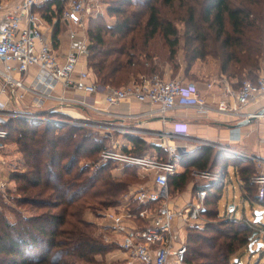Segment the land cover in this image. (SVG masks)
Instances as JSON below:
<instances>
[{
    "label": "trees",
    "instance_id": "trees-1",
    "mask_svg": "<svg viewBox=\"0 0 264 264\" xmlns=\"http://www.w3.org/2000/svg\"><path fill=\"white\" fill-rule=\"evenodd\" d=\"M105 5V14L113 21L104 14L89 17L86 33V66L100 84L121 86L154 73L165 78L168 71L175 75L181 62L185 63L182 73L187 76L194 62L207 57L218 62L220 73L234 79L235 86L246 78L254 80L256 76L251 77L260 68L264 0H107ZM37 6L34 10L48 23L56 19L55 44L64 5L59 0H44L42 7ZM176 21L183 23L182 33ZM156 38L165 51L154 49ZM5 127L9 131L7 141L16 144L24 168L8 175L14 185L9 184L5 192H14L7 195L14 204L0 193V264H112L109 255L118 246L108 238L113 228L88 220L85 213L99 216L103 210L121 204L122 197L139 181L137 169L125 166L115 173L112 161L93 167L103 145L89 156L90 163L79 165L74 147L82 128L76 125L10 118ZM134 146L123 150L140 155L148 148L142 140H136ZM215 153L211 157V149L200 145L181 154L178 164L185 171L169 177V187L182 188L191 167L205 170L209 159L213 167L221 163L218 167L224 168L231 163L242 196L264 208V196L257 198V186L251 181L256 173L253 161L221 150ZM203 188L207 196L201 213L221 217L214 202L222 185L210 182ZM207 204L213 206L209 213ZM129 208L135 212L141 207L131 203ZM229 217L204 227L186 226L184 260L231 264L237 258L240 263L252 230L249 223ZM252 225L259 227L260 223Z\"/></svg>",
    "mask_w": 264,
    "mask_h": 264
},
{
    "label": "built area",
    "instance_id": "built-area-1",
    "mask_svg": "<svg viewBox=\"0 0 264 264\" xmlns=\"http://www.w3.org/2000/svg\"><path fill=\"white\" fill-rule=\"evenodd\" d=\"M63 3L60 18L64 23L85 27L87 5L92 3L95 14H100L99 0H59ZM39 0H22L17 7V13L4 16L0 25V94L5 100H0V151L4 148L9 131L5 127L10 118H24L31 121L70 123L79 125L76 119L73 123L58 118L63 105H73L85 110L99 111V104L106 106L118 104L126 100L148 103L153 108L151 113L157 112L165 116L177 106H194L200 113L207 109L205 98L200 94L197 85L192 81L184 82L180 78L165 79L158 74L142 75L138 80L121 86L100 84L86 67L79 73V81H73L75 68L83 58L87 57L88 48L85 37L80 36L76 48H70L64 61H60L52 43L47 39L42 29L43 18L34 10ZM3 6L0 5V8ZM70 40L77 38L76 30H68ZM254 80L246 78L236 87L223 77L219 80L222 97L216 105L221 113L239 111L249 103L258 102L264 98V57ZM33 69L32 78L26 81L25 74ZM93 77V78H91ZM83 80V81H82ZM87 80V81H85ZM57 84L71 87L75 92L70 96H54ZM207 83V87H211ZM31 94L30 105L23 107L22 100L26 94ZM46 101H54L55 106L45 109ZM58 103V104H57ZM56 113L55 115H53ZM118 117V116H117ZM248 121L264 119V108L254 113L244 114ZM104 131V135L111 138L112 132L127 134L129 127L115 126L112 123L92 124ZM235 131V132H234ZM239 128H231L233 139H238ZM158 142L160 155H134L119 148L118 143L102 147L98 153L97 162L112 161L118 172L125 166H133L153 173L152 180L155 188L147 186L134 187L123 196V202L106 209L103 219L114 231L121 233L120 247L125 252L127 260L123 264H195L184 260L186 252L185 237L178 230L173 229L172 221L178 217L187 226L200 219L204 207L207 190L203 187L194 191L187 203L181 207H170L168 179L176 171L179 156L186 152V148L170 141L175 138L186 137L184 124L176 123L170 132L158 131L152 133ZM237 137V138H236ZM264 144V139L262 140ZM202 144H207L203 142ZM210 144V143H208ZM211 146V145H209ZM240 155V154H239ZM244 157L245 155H242ZM253 161L256 173L251 181L257 186V198L264 196V152L260 156H248ZM4 160L0 152V193L8 188L9 181L3 176ZM199 175L213 183L221 184L231 181L224 170H201ZM131 203L141 207L132 212ZM138 219L144 221L143 226H125L123 220ZM252 225V223H249ZM254 226V225H252ZM259 236V248H264V225L256 228ZM181 235V236H179Z\"/></svg>",
    "mask_w": 264,
    "mask_h": 264
},
{
    "label": "crops",
    "instance_id": "crops-1",
    "mask_svg": "<svg viewBox=\"0 0 264 264\" xmlns=\"http://www.w3.org/2000/svg\"><path fill=\"white\" fill-rule=\"evenodd\" d=\"M22 0H0V5L3 7L0 8V25L4 22V16L6 13L8 14H15L17 13L18 4ZM41 0H39L40 2ZM39 4V3H38ZM40 13V12H39ZM43 18V17H42ZM56 21L53 18L52 23H48L44 18L42 22V29L44 31L45 36L47 39L52 43L53 41V34H54V27L53 23ZM63 21L60 18L59 26H61ZM71 27H77L75 25H70ZM80 41V35L77 38L70 40L68 35L64 34V31L61 29L58 31L56 35V43L53 44L55 52L57 53L59 60L64 61L65 54L70 48H76ZM201 62V60H198ZM214 68L213 69H198L194 71L193 68L190 69L188 75L192 77V82H194L200 94L205 98L207 111L205 113H200L197 111L196 107L194 106H177L172 111H169L162 116L157 112H149L153 106H150L148 103H140L135 100H126L120 102L115 105L106 106L102 102L99 104V111H91L85 110L81 107L73 106V105H63L62 114L66 116H71L74 119H81L85 117L87 113H91L93 115L92 121L96 123H112L115 126H126L129 127L130 132L127 134H122L120 132H112L111 138L108 135H104L97 129L95 126L93 128L98 132V140L101 142L96 145L98 148L100 145L107 147L112 143H118L119 148H124L127 150H132L135 148L134 143L136 140H142L147 143L148 148L144 149L140 155H160V149L157 147L156 143L158 140L153 138L152 133L158 131H166L170 132L173 130L176 123L184 124L186 127V137L183 138H175L172 139L171 143H179V141L188 142L190 145L189 148L196 149L203 142L207 143L208 147L211 145L213 149V154L217 150H221L225 153L234 154L238 157H242L245 155L246 157L250 156H260L264 152V144L262 140L264 139V119H253L248 121L246 124L239 126L240 132L238 133L239 138L233 139L230 134L231 128L229 125H234L239 121L245 119L244 114L247 113H254L258 110L264 108V98L260 99L258 102H252L246 105L245 107L241 108L239 111H230L228 113H221L216 110V105L219 99L222 97V89L219 80L223 77L227 81H229L234 87H236V81L234 79H227L223 74L220 73L217 63L213 60ZM86 58H83L79 64H77L75 71L72 75L73 81H79V73L80 71L86 68ZM215 70V71H214ZM218 72V74H217ZM33 69H30L27 74H25L26 81H29L32 78ZM183 75V73H182ZM179 74L176 76L177 78L180 77ZM196 76L197 78H195ZM217 76V77H216ZM164 77L167 78L166 73ZM215 77V78H214ZM93 78V77H91ZM180 79L184 80V82L191 81L188 80V76L180 77ZM83 81V80H82ZM87 81V80H85ZM207 83H211V87H207ZM75 92V90L71 87H63L61 84H57L53 95H65L70 96ZM32 99L31 94H26L22 100L23 107L30 105ZM0 100L4 101V95L0 94ZM45 109H48L49 106H55L56 103L54 101H46L45 102ZM58 104V103H57ZM55 115V114H54ZM118 116V117H117ZM65 117V116H64ZM159 117H162L161 119ZM164 117H168L170 120H165ZM93 123V124H94ZM104 132V131H102ZM235 132V131H234ZM237 138V137H236ZM210 143V144H208ZM4 147L1 151L2 155L6 157ZM190 149V150H191ZM133 154V153H131ZM240 154V155H239ZM138 155V154H134ZM242 157V158H245ZM248 159V158H245ZM5 162V160H4ZM6 166V167H5ZM219 168V167H218ZM11 168L4 164L3 167V176L8 177ZM119 170L117 173H120ZM139 176L145 177L143 178L146 181V186L149 188H155V185L152 180L153 173L150 171L137 169ZM185 171V168L180 164L177 165L176 171L170 177H175L182 174ZM236 171V170H235ZM141 180V178H139ZM139 182V181H138ZM137 183V182H136ZM136 183L133 185V188L136 187ZM10 184V182H9ZM206 185L200 186L203 187ZM198 189V188H197ZM196 190V189H195ZM168 192L169 197L167 199V204L170 207H181L190 200L192 194L194 192H189L187 188L183 190V188H176L169 187L168 185ZM242 193V192H241ZM244 198V197H243ZM246 199V198H245ZM250 201V200H249ZM251 202V201H250ZM234 208V206H230V208ZM236 208V207H235ZM234 208V210H235ZM231 211V209L229 210ZM234 212V211H233ZM236 214V212H235ZM236 216V215H235ZM140 221V220H139ZM194 223V222H193ZM106 224V223H105ZM123 224L125 226H137L139 224L137 221L132 220H123ZM109 225V224H108ZM172 225L177 228L182 234L183 230L185 232V227L187 224H184L181 219L178 217L174 218L172 221ZM192 225V224H191ZM112 235H120L116 239L115 243H117V248L113 250L109 255V261L112 264L116 263H125L127 260L125 252L121 249L119 243L121 240V233L114 231L112 229ZM183 235L185 237V233ZM113 240V239H112ZM132 264H140L139 262H133Z\"/></svg>",
    "mask_w": 264,
    "mask_h": 264
},
{
    "label": "rangeland",
    "instance_id": "rangeland-1",
    "mask_svg": "<svg viewBox=\"0 0 264 264\" xmlns=\"http://www.w3.org/2000/svg\"><path fill=\"white\" fill-rule=\"evenodd\" d=\"M106 1L107 0H99L100 8H98V9L100 10V14H104L106 19L109 22H111V21H113V19L109 18L105 14V6H106L105 3H106ZM43 2H44V0H41L39 2V4H38L37 8L40 5L42 7L43 6ZM87 8H88L87 9V14H85V18H84L85 27H71L69 24L64 23V21H63L64 24L61 23L62 27H58V30L62 29L64 31V34L68 35V30L70 28H72V29L77 31L78 36L80 35L81 37H85L86 42H87V37H86V35H87L86 33H87V29H88L87 21H88V19H90L89 17L97 16V14H95L93 12L94 9H92V3H89V5H87ZM163 11L166 12L167 11V7H164ZM176 26H177L179 32L182 33V31L184 29L183 23L179 22V21L178 22L176 21ZM181 33H179L180 34V36H179L180 37V43H179V46H178L179 47L178 49H179V56H180L179 58L180 59H182V54L184 53V51L182 50V48H183L182 47L183 46L182 45L183 44V39H182ZM154 41L156 42V43L153 42L154 49L156 51H161L162 52L165 49L163 44H162V42L157 41V38ZM263 57L264 56H261V55L259 56V61L260 62H263ZM213 60L218 65V62L215 59H213L211 57H207V58L201 60V62H199L198 60L196 62H194L193 66L191 68H193L194 71H197L198 69H203V68L204 69H206V68L213 69L214 68ZM260 66H261V64H260ZM184 67H185V63L181 62V67L178 69V71H177V73L175 75H171L170 71H168L166 73L167 79L177 78L176 76H178L179 74L181 75L180 77H184V75H182V70L184 69ZM171 68H173V67H171ZM89 71L91 72L90 69H89ZM255 73L257 75L258 71L257 72L255 71ZM217 74H218V72H217ZM256 75H253L251 78L253 79ZM187 76H188V80H191V81L193 80V79H191L192 77H189L190 75H187ZM180 77H178V78H180ZM194 77L197 78L196 76H194ZM54 114H56V113H54ZM85 115L86 116L82 117L81 119H76L78 124H79V125H76V126H79V127L82 128V131L80 132L81 135L77 138L76 145L74 147L76 149L75 155H76V157L78 159L79 165H84V164H87V163L91 162L90 159H89V156L92 153H94V151L96 149V145L101 143L98 140L100 138V137H98V136H100V135H98V133H100V132L103 133L102 130H99L100 132L97 133V131L93 128V126H91L94 123L92 121L93 115L91 113H87ZM57 117L61 118L62 120H65L67 122L69 121L71 123H73L72 120L74 119L71 116H68V115L66 116L65 114H62V113L59 114V116H57ZM66 124H70V123H66ZM96 124H98V123H96ZM70 125H74V124H70ZM97 129H99V128H97ZM178 144H180V145H182V146H184L186 148L187 151L184 152V153H188L190 151V149H191V148H189L191 144H189L188 142L179 141ZM205 146H206V144H205ZM4 147H6V149H5L6 150L5 151L6 157H4L2 155L3 156V160H5L4 164L9 166V168H11V171L12 170L13 171H22L23 168H24L23 165H22L23 162H22V159H21V155H20V153L18 152V150L16 148V144L11 142V141H9V142L7 141L5 143ZM209 148L211 149V154H213V151H214L213 149H216V148H212L211 146ZM73 151H74V149H73ZM214 155H216V153H214ZM214 155H212L211 157H214ZM211 160H212V158H211ZM209 162H210V159L208 160V164L206 166L207 169L213 170V171L216 170V169H219L218 165H220L221 163H219V164L217 163V166L213 167L212 164L210 166ZM219 162H222V161L219 160ZM201 170L202 169H200V167H198V166H194L193 168L191 167V169L189 170V173H188V180L182 186L183 190H185L187 188V190L189 192H194L195 189L197 190V188H199L203 184L206 185V186L209 185V183L211 182L210 180L203 179V178L200 177L199 171H201ZM224 170L230 176L231 181H227L226 180L222 190H220V189L217 190V195L218 196H217V198H216V200L214 202V204L216 206V209L218 210V212H219L221 217H215L214 216L213 218H211V216H209V215H206V214L203 215L202 214L200 219L198 221L194 222L192 224V226L194 225V226H198V227H204L206 223H216L218 221L227 219L230 214H231L230 217H229L230 219L231 218L238 219L239 222H241V223H246V224L247 223H255L254 222V218H255L254 212L255 211L264 210L262 205L259 204L258 202L254 201V202L251 203L248 199L243 198L242 193H241V189H240V185H239V181L237 179L235 166L233 164H231V163H228L227 166H224ZM115 173H116V170H115ZM4 177L6 179H8V177H6V176H4ZM139 178H141V180L138 179L139 182H137L135 186L136 187L146 186V181L143 180V178H145V177L139 176ZM13 185H14V183L11 181L10 182V187H13ZM133 185H132V187L130 189L133 188ZM170 185L172 186V184H170ZM11 194H14V192L9 193L7 191V192L2 193V196L5 198V200H8L9 203L14 204L13 201L9 199L10 197H7V195H11ZM121 201L123 202V197H122ZM230 206H234V208L236 207L233 213L231 212L232 211V207L229 208ZM212 207H213L212 205L207 204L208 213H209L210 209H212ZM20 208L22 210H26L27 209L26 206H21ZM227 209H228V211H226ZM229 209H231V211H229ZM103 211L100 213L101 215H99V216H94L91 211H86L85 218H87L88 220H92L96 224H99V225H102V224H105V223L108 224V222H105V220L103 219V214H102ZM235 212H236V214H235ZM134 220L139 223V224H137V226L145 225L144 221H139L138 219H133L132 218V221H134ZM259 223H260V226H259ZM255 224H258L259 227H256L255 225L252 226L251 224H248L251 227L252 233L254 231L257 232L254 235H252V233H251V235L249 237V241H248V249L249 250L245 249L241 253V255H240V263H237V258H236L234 260H231V264H234V263H237V264H264V248H257V245H256V242L259 241V236L261 237L260 233H258L256 228H258V229L259 228H263V225H264V213H263V216L261 217L260 221L258 223H255ZM173 229L176 232H178V230H177V228L175 226H173ZM183 232H184V230H183ZM183 232H182L181 235L184 237ZM181 235H179V236H181ZM118 236L120 237V235H115L114 236V235H112L110 233L108 238L113 239L112 241L115 242L116 239L118 238ZM249 244H251V248H249ZM192 263L201 264L202 262L199 259H196L195 262H192ZM116 264H118V263H116ZM119 264H121V263H119Z\"/></svg>",
    "mask_w": 264,
    "mask_h": 264
},
{
    "label": "water",
    "instance_id": "water-1",
    "mask_svg": "<svg viewBox=\"0 0 264 264\" xmlns=\"http://www.w3.org/2000/svg\"><path fill=\"white\" fill-rule=\"evenodd\" d=\"M159 118L161 119L162 117H159ZM164 119L170 120L168 117H164ZM247 122H248L247 119H243L234 125H229V128H239V126H242V125L246 124ZM263 213H264V210L254 212V214H255L254 222L255 223H258L260 221ZM255 233H257V232L254 231L252 233V235H254ZM256 244H257V248H259V242H256ZM249 248H251V244H249Z\"/></svg>",
    "mask_w": 264,
    "mask_h": 264
}]
</instances>
